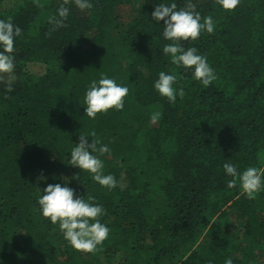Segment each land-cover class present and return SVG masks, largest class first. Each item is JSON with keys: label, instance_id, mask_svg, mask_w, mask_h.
I'll return each instance as SVG.
<instances>
[{"label": "trees", "instance_id": "1", "mask_svg": "<svg viewBox=\"0 0 264 264\" xmlns=\"http://www.w3.org/2000/svg\"><path fill=\"white\" fill-rule=\"evenodd\" d=\"M160 2L90 0L80 9L74 0H0V19L22 30L15 82L0 87V264H264V190L249 198L229 188L223 169L226 159L264 169V0L233 10L193 0L215 28L181 43L207 57L216 75L208 86L162 53L172 41L151 20ZM61 5L69 14L57 26L50 18ZM114 24L120 33L109 37ZM160 71L184 89L175 102L153 87ZM102 73L127 85L128 105L89 118L85 90ZM81 133L108 145L102 171L116 187L68 164ZM65 178L103 206L110 231L92 252L74 249L39 211L41 190ZM229 216L240 224L232 239Z\"/></svg>", "mask_w": 264, "mask_h": 264}, {"label": "clouds", "instance_id": "2", "mask_svg": "<svg viewBox=\"0 0 264 264\" xmlns=\"http://www.w3.org/2000/svg\"><path fill=\"white\" fill-rule=\"evenodd\" d=\"M80 9L90 8V0H74ZM224 10H233L239 0H217ZM193 0H187L186 6L178 8L175 0H162L155 4L151 12V20L162 27V36L166 43L162 48L164 55L170 56L171 61L190 69L192 77L202 86H208L216 79L215 70L207 61V57L199 54L195 47L185 49L182 41L196 39L201 31L212 33L215 22L211 15L201 16L195 10ZM69 9L61 5L57 9V16L50 20L57 26H63ZM163 24L160 25V22ZM21 28L10 20L0 19V80L8 75L7 85L11 89L12 76L15 68L14 42L21 34ZM177 77L172 73L160 71L158 78L153 82L154 89L159 95L166 97L169 102H175L177 97L184 95L183 88L176 87ZM129 89L127 85L118 84L114 78L101 74L99 79H93L86 87L84 95V114L95 118L98 113H106L109 109L117 111L124 108V97ZM159 113H153L151 119L155 121ZM91 137V142L87 139ZM70 150L68 164L84 170L91 179L109 189L117 186V180L111 174L103 173L101 155L110 151L108 145L101 144L96 134H79L77 143H73ZM225 175L231 177L227 181L229 188L238 186L249 198L264 190V169L248 166L242 171L229 159L223 164ZM41 190V189H40ZM37 203L42 216L53 224L58 223L64 239L76 250L85 252L94 251L109 235L110 229L101 222L104 215L103 206L92 203L85 196L75 194V190L68 185V179L63 183H49L42 190ZM224 264H233L230 257L225 258Z\"/></svg>", "mask_w": 264, "mask_h": 264}, {"label": "rangeland", "instance_id": "3", "mask_svg": "<svg viewBox=\"0 0 264 264\" xmlns=\"http://www.w3.org/2000/svg\"><path fill=\"white\" fill-rule=\"evenodd\" d=\"M140 0H133V4L137 5L139 3ZM15 5L13 2L9 3V4H6L4 6V10H7L9 7ZM0 9H3L2 6L0 7ZM109 37H115L117 34L120 33V29L118 27V25L114 24V25H110V28H109ZM79 40H80V43L81 45H86V42H87V34L84 33V34H81L79 35ZM12 76V83L15 82V79H16V74H15V71L11 74ZM8 75L5 74L4 75V79L3 80H0V87H5L7 85V80H8ZM128 104H127V99L126 97H124V107H126ZM115 109H110L109 111L113 112ZM65 173V171H63ZM126 181L127 179L124 177H121V180L119 181V185L120 186H124L126 184ZM225 224L227 226L226 227V231H227V234H226V238L227 239H232L234 237V235L237 233V230L240 226L239 222L234 220V217L233 216H229L228 217V221H225ZM258 261L259 262H262L264 261V251H261L259 254H258Z\"/></svg>", "mask_w": 264, "mask_h": 264}]
</instances>
